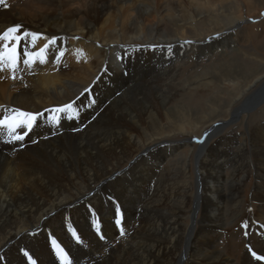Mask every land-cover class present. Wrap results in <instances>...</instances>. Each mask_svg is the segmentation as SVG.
Returning a JSON list of instances; mask_svg holds the SVG:
<instances>
[{
  "label": "bare ground",
  "instance_id": "1",
  "mask_svg": "<svg viewBox=\"0 0 264 264\" xmlns=\"http://www.w3.org/2000/svg\"><path fill=\"white\" fill-rule=\"evenodd\" d=\"M227 1L232 6H226ZM6 3V7L0 5V34L13 26H20L21 31L16 35L22 36L28 32L48 39H37L35 46L31 47V37L21 38L18 46L21 60L27 58L23 55L26 46L33 54L40 53L45 47L47 52L43 57L37 56L30 68L23 63L18 64L16 71L11 70L6 80L0 82V111L7 118L14 115L13 110L37 117L27 142H6L11 139L8 129L0 136V251L13 243L8 248L14 249L21 240L28 242V239L37 238L38 234L27 233L39 228L46 217H51L62 208L66 209L74 202L93 197L95 199L89 203L90 206L86 205L91 209L90 214L75 222L83 229L82 220L92 218L91 211L94 210L108 220L105 221L109 222L106 223V232L112 238L107 244L96 239L95 245L86 255H73V264H85V259H89L91 264L96 261L95 264H236L220 251L219 240L222 237L221 228L241 206L245 180L251 179L249 168H252V161L244 156L248 146H243L241 154L229 156L235 167L232 176H229L224 172L222 162L226 160V150L232 148L231 144L228 147L229 138L224 137V144L219 141L215 149L212 142L240 122L246 125L247 130H251V116L264 107L263 63L250 68L252 65L247 67L244 62L231 59L183 85L177 82L181 75L180 69L168 73L170 75L164 80L149 82L144 87L127 91L94 124L93 130L85 135H59L58 132L64 131V113L53 110L69 104L76 107L77 111L87 110L92 103L89 99L95 94L98 103L107 74L118 76L122 66L129 62L122 57L126 53L124 51H152L130 44L141 40L155 42L152 47L158 48L155 50L160 53H155V58L158 61L165 60L170 66L171 61L177 62L192 51L183 46L188 38L214 42L211 37L226 29V19L230 23L228 26H231L242 19L244 9L252 16L256 15L264 10V0H6ZM210 24L214 29L208 35H192L199 26L210 27ZM237 26L239 24L231 26V29ZM51 39L56 40L55 45L49 43ZM64 41L65 51L62 49ZM253 41L256 42V39ZM3 43L0 41V51L3 50ZM15 43V40L11 41L9 47ZM159 43L165 45L159 46ZM228 46H231V41L226 39L216 44L202 43L198 50L204 49L200 54H205L212 47L220 50ZM101 48L109 50L106 59L101 55ZM56 49L62 51L63 56H59ZM167 51L170 52V58ZM200 54L198 56L203 57ZM150 55L147 54L148 58ZM201 81H208L209 86L216 84L218 88L208 101V106L202 105V102L192 103L191 97L184 94L190 87L198 88ZM229 82H236L232 87L233 92L223 87ZM126 84L123 87L128 86ZM83 90L80 97L76 96ZM247 113L249 116L245 117ZM57 119L58 123L55 122ZM22 121L23 118H19L17 122ZM263 125L264 121L249 135L251 151L259 166L257 178L261 181H264ZM18 128L20 131L17 134L24 135L27 132L25 127ZM193 130L201 134L203 139L194 162L198 169L194 176L195 185L191 182L193 176L190 174L193 164L186 154H179L171 169L163 171L160 170L161 163L166 161V156H172L171 151L161 149L151 154L148 151L155 145L190 142V139L166 141L164 138H176L173 134H188ZM130 161L129 168L121 171L122 166ZM150 166L166 187L162 189L159 186L157 193L151 197L153 200L147 199L142 204L145 205L143 208L142 202L133 207L138 214L147 210L149 219L143 225L136 222L129 224L121 235V228H116L118 233L115 232L109 221V218L114 220L116 217L114 198H102L107 192L102 187L120 185L119 189H115L124 192L126 186L133 189L132 182L137 183L136 179L143 169L150 170ZM149 172L154 174L152 169ZM100 182H103L102 187L96 190L93 186ZM258 188L256 196L261 205L255 218L263 222L264 189L260 185ZM150 190L153 191L154 187L150 186ZM114 201L118 204L121 202ZM249 229V247L241 256L242 264H264V223L255 224ZM83 234L86 240L93 239L88 227L83 229ZM32 244L42 252L43 262L49 258L47 243L39 245L33 241ZM54 261L49 263L53 264Z\"/></svg>",
  "mask_w": 264,
  "mask_h": 264
},
{
  "label": "rangeland",
  "instance_id": "2",
  "mask_svg": "<svg viewBox=\"0 0 264 264\" xmlns=\"http://www.w3.org/2000/svg\"><path fill=\"white\" fill-rule=\"evenodd\" d=\"M225 5L226 6H232V3L227 1V3L225 2ZM242 12H243L242 19L238 23H234V25H231L233 27V26L239 24V26H237V28H235L234 30L231 29L232 27L228 26V24H230L229 20L226 19L227 22H226V20L224 22V23H226L225 24V28L226 29L216 33L215 34L216 36L213 35V37H211V40H213L214 42H209V41L207 42L205 40L201 41L200 38H196V39L195 38L194 39L193 38H188L186 41H184V45L183 46H186L189 51L192 50L191 51L192 53L190 52L188 55L183 56L182 58H179L177 60V62L176 61L175 62L171 61L170 62L171 65L170 66H168L169 63H166L165 60L164 61L163 60L162 61H158L155 58V53L160 54V53H158L155 50V49H158V48L152 47V46H155L154 45L155 42H148V40L147 41H142L141 40V41L134 42V43L130 44L132 46H135V48H137L136 46H138L140 48L141 47H147V48L151 49L152 51L143 52V53H132V52L128 53L127 51H124L126 53H124V55L122 57L125 58V60L127 59V61H129V62L126 65L122 66L123 68L121 69V71L118 74V76L113 75V73H112V76L107 74L109 78L108 77L104 78V84L102 86L101 95H100V98H101L102 101L98 99V103H97V98H96L97 96L95 94L94 97L91 98L92 100L89 99L92 102L89 105L90 107L93 106V108L91 107L92 109L88 106L89 108H87V110L78 109V111H77L76 107H72L70 109L71 111L69 110L67 113H64V117H63L64 122H63V120L61 121V123L62 122H63V124L65 123L64 124V131L58 132V134L59 135H63V134L64 135H70L71 134V136L89 134L88 132H91L93 130L94 124L99 119H101L104 114H106L108 112L107 111L108 108H111L112 105L114 104V102L117 99H120L125 93H127V91L138 89V87L139 88L144 87L149 82L164 80L166 77H168L174 71H177L179 69L181 70V71L179 70L181 75L178 78L177 82H179L180 84L183 85V84H186V83H191L190 81L192 79L199 78L200 76L204 75L207 71H209L211 69H214L215 66H220L221 65L220 63L229 62V61H231V59L235 60V61H239V62L240 61L244 62L245 66H247V67H250L252 65L250 68H254L255 66L256 67L260 66L262 63L264 65V10L260 11L259 13H256V15H253V16L246 9L242 10ZM244 14H245V16H244ZM165 24L169 25V23H167V22ZM209 26L210 27L204 26V25L199 26L198 30H195L192 35L195 36V35H197L199 33H202L203 35H208V32L211 29H214L212 24H210ZM249 26H250V28H249ZM203 28L204 29L206 28V29L203 31ZM252 31H253V33H252ZM236 34H238V35L235 36ZM253 36L256 37V38H254ZM225 38L229 39V41H231V46L230 47L228 46L227 48L220 49V50H214V47H212L209 50L208 53L200 54V52H204V49H202L201 51L198 50L199 47L202 45V43H206V44L214 43V44H216V43H219V42H222V41L226 40ZM255 39H256V42L253 41ZM235 41H236V43H235ZM257 41H259V42L262 41V42L259 43ZM142 42H148V43H142ZM158 45L159 46H163L165 44L161 45L159 43ZM191 45H193V46H191ZM99 46H103V45L99 44ZM181 47H182V45H181ZM191 47H193V48H191ZM242 47L243 48L245 47V48L243 49ZM57 48L60 49V45H58ZM229 48H230V50H229ZM62 49H64V51L66 49L65 41H64V43H62ZM103 49H104V51H103ZM238 49H240V50H238ZM247 49H250V50H247ZM242 50H243V52H242ZM167 52H168V58H170L171 57L170 52L169 51H167ZM178 52H180V51L178 50ZM228 52H231V53L229 54ZM245 52H248V53H245ZM108 53H109L108 49L101 48V55L104 56L105 59L108 57ZM145 53H147L148 55H150V53H151L149 58H148L147 54H145ZM142 54H144V55L142 56ZM195 54H197V55H195ZM198 54L203 55V57H199ZM222 56H224V57H222ZM141 57H143L145 60L143 58H141ZM189 57H192V58H189ZM151 58H152V60H151ZM217 58H219V59H217ZM220 58L222 60H220ZM134 59H135V62H134ZM122 60H121V62H122ZM132 62H134V63H132ZM149 62H151V63H149ZM209 64H210V66H209ZM196 65H197V67H195ZM198 65H200V67ZM184 69H186V70H184ZM112 72H113V70H112ZM168 73H170V74H168ZM193 73L195 74V76H194ZM185 74L188 75V76H186ZM200 74H202V75H200ZM183 77H184V79H183ZM186 77H188V78H186ZM109 79L111 80V82H110ZM204 82L201 81L199 83L200 86H197L199 89L196 88V87L195 88L194 87H190V88H188V91H186L184 94H185V96H187L189 98L191 97L190 101L192 103L199 104V103L202 102V105L208 106L209 105L208 101L211 100L213 95H215L217 93L218 88H217L216 84H214L215 86L211 85L212 86L211 87V86L207 85L208 81L207 82L204 81ZM126 83H128V84H126ZM137 83H139V84H137ZM124 84H126L128 86L123 87ZM234 84L236 85V82L235 83L234 82H229V83H226L225 85H223V87L225 89L230 90V92H233V88L232 87L235 86ZM128 88H130V89H128ZM204 89H206V90H204ZM207 89H209V91H207ZM210 90H211V92H210ZM200 91L201 92L203 91V92L201 93ZM83 92H84V90L81 91L80 95L77 94L76 96L80 97ZM206 92H208V95H207ZM77 93H79V92H77ZM106 93L107 94L109 93L108 96H107ZM190 95H192L193 97L190 96ZM108 97L110 98V100H109ZM192 98H193V100H195V99L196 100L193 101ZM184 99H186V98H184ZM70 100L72 101V99H70ZM122 107H124V104H122ZM91 110H93V111L90 112ZM91 113H92V115H91ZM248 116H249L248 113L245 114V117H248ZM70 118L72 120H70ZM251 119L253 120L251 122V130H247L246 125H244V124L241 125L243 122H240L237 125H233L230 129L225 130V132L221 136H219L218 138H216L214 140V142H212V144L214 145L213 149H215L219 145V144H217V143H219V141H221L224 144V142H223V138L224 137L229 138V141L227 142L229 144L228 147H230V144H231L232 148H228L226 150V152H225L226 153L225 154L226 160H224V159H223L224 161L222 160L223 167H224L223 168L224 172H226V174L229 175V176H232V173L234 171L233 168H235L234 164L232 163L233 160L231 161L229 156H233L234 157L236 153L237 154H241V151H244L243 146H248L246 148L248 150L245 149L246 154L244 156L246 157V159L249 157L248 159L252 161V164L250 163V165H251L250 167H252V168H249V170H251V172H250L251 176L249 178H251V179L245 180V184L243 186V194H242L243 197H242L241 206L239 207V210L236 212V214L233 215V217L229 218V220H228L229 223L227 221V224L223 228H221L222 237L219 240V245H220L219 249H221L220 251L222 253L228 255V257L236 264H242L243 263V259H242L241 256L244 255V252H245L246 248L249 247V238H248V234H249V230H250L249 227L254 226L255 224L264 223V218H263V222L261 221L262 219L258 220L257 218H255L256 211L258 210V208H260L259 205H261V202H259V199L256 196L257 192L259 191L258 185L263 186V189H264V181H261V180H259L257 178V172H258L259 166H258V164L256 162L255 157H254L255 155L251 151L252 150L251 149V140H250V136H249V135H251V133L253 134V129H256L257 126L259 125V123L264 121V107L260 111H258L256 114L252 115ZM90 121H91V123H90ZM234 126H236V127H234ZM73 128H74V130H73ZM235 128H236V130H235ZM238 128H240V130ZM75 130H77V131H75ZM173 135H176V138H164V140L168 141V139H169V141H173V140H177L178 141L179 139H181V140H183V139H188L189 140L190 139L189 140L190 142L184 141V142H179V143H173L174 145L173 144H166V145L163 144L162 146L161 145H155V147L153 146L149 150L148 149L147 150L149 151V154H151L152 152L154 153V151L161 150V149H163L165 152L166 151H171V155L172 156L171 157L170 156H166L165 157L166 161H163L161 163L160 170H163V171H169L171 169V166H172L173 162H175L180 157V155L186 154L188 156V158L191 160L192 164H193L191 166L190 174L193 176L191 182L193 183V185H195L196 184V179H195L194 176H195L196 172L198 171V169L194 165V162H195L196 155L198 153L199 144H201V143L198 142V140L201 137V141H202L203 140L202 136H201V134H199L198 132H196L194 130L190 131L188 134L176 133V134H173ZM240 141H242V142H240ZM176 144H178V145H176ZM167 145H170V146H167ZM172 148H175V149H173V151H172ZM192 149H193V151L189 153V151L192 150ZM194 150H195V152H194ZM247 154H249V155H247ZM134 159H136V158H133L132 160H134ZM131 161L129 163L124 164L125 166L124 165L122 166L123 168L121 169V171H124L125 168H129V166L131 164ZM148 165H151V164L148 162ZM228 165H229V167L227 168ZM151 169L154 172V174L149 172ZM151 169L149 170V168H144L143 172L136 179L137 183L136 182H132L133 189L132 188L130 189V188H128L126 186L125 187L126 192H124L122 189H120V190H116L115 189L116 187L119 189L120 185H113V187L112 186H110V187H108V186L107 187H102V183L103 182L102 183L100 182L97 185L93 186L96 190L99 187L104 188L103 190L106 189V191H107L106 195L104 197H102V198H105V199L108 200L111 197V198H114V200L121 201L119 203V214L117 213V210H116L115 211V214H116L115 219L113 220L112 218H109V221L112 223V226H113L114 230L116 228L120 229V228L123 227V229L126 231L125 227H127L129 224L132 225V223L135 224L134 222H136V224L143 225L144 222L149 219V215L147 213V210L144 209L141 213L139 212V214H138V212H135L133 210L134 209L133 207L134 206L135 207L138 206V204L140 205V203L142 202L141 206L143 208L145 205H142V204L145 203L147 201V199L153 200L152 198L154 196H152V195L157 193V190H159V186L162 189L166 187L165 183L160 180V177L158 175H155V170H153L152 167H151ZM254 172H255V174H254ZM141 183H143V184H141ZM150 186L154 187L153 191L150 190ZM112 188H114V189H112ZM90 195H91V192L88 193V197ZM94 199L95 198H93V197L92 198H88V199H82V200H79L77 202H74V204L66 207V209L62 208L58 212H55L51 217H46L43 220L44 222L42 223V225L39 228H37L36 230H32L29 233H27V234H34V235L38 234V237L34 238L32 240L36 241L39 245L47 243V247H48V249L51 252L49 251V253H50V254L48 253L49 258L46 256L48 259L45 258L44 262H43V258L44 257H43L42 252L40 251V249L38 247H34L33 244H32L33 241L31 239H28L29 240L28 242L27 241H22V240L19 241L16 244V246L14 247V249H12V250H10L9 248L14 243L11 244L10 246L7 245L5 248H2V250L0 251V253H1L0 254V258H2V259H0L1 260L0 264H50L53 259L56 260V261L53 262V264H73V261H74L73 255H77V254H80V253L86 255L87 251L89 249H91L95 245L96 239H98L103 244L109 243L111 241V238H112L111 235L108 232H106V223H109V222H105V221H108V220L106 218L101 217V215H99L96 211L95 212L98 214L99 222H100L99 232L96 230V228L93 225V222H92L93 221V217L89 218V220H87V221L82 220L83 221V229H86L88 227V229H90L92 234H93V239H91L90 241L86 240V238L84 237V234H83V229H81L79 227V225H77V223L75 222L76 219L78 220L79 218L80 219L85 218V217L87 218V215L90 214V210H91L88 207V206H90L89 203L92 200H94ZM86 205H88V206H86ZM255 208H257V209H255ZM91 214H92V211H91ZM118 218L121 219V223H120L119 226L116 224V220ZM69 221H70V223H68ZM137 221H139V223ZM48 222H50V223H48ZM249 222H252V223H249ZM232 223H233V225H232ZM70 224L72 225V228H74L76 230V232L78 233L79 237L82 240V243L81 242H77L73 238V236L71 235V233L69 231ZM245 225H246V227H245ZM115 232L118 233V230H115ZM106 234H108L109 236L106 235ZM101 236L103 237V239H101ZM45 237H46V239H45ZM50 237H51V239H50ZM53 240L56 241V244H58V245L60 244L59 247L63 250L62 253H61V251L59 249L58 250L56 249L57 248L56 245H52L51 242H53ZM69 240H70L71 243L68 242ZM53 247H55V248H53ZM225 247H226V249H225ZM35 250H37V251H35ZM22 253H24V254H22ZM26 254H28V256H26ZM258 255H260V254H258ZM12 256H14V257H12ZM62 256H66L67 260L60 259V258H62ZM238 258H239V260H238ZM83 262L85 264H87V263L91 264L89 259H85ZM95 263H97V261ZM95 263H93V264H95Z\"/></svg>",
  "mask_w": 264,
  "mask_h": 264
},
{
  "label": "snow or ice",
  "instance_id": "3",
  "mask_svg": "<svg viewBox=\"0 0 264 264\" xmlns=\"http://www.w3.org/2000/svg\"><path fill=\"white\" fill-rule=\"evenodd\" d=\"M0 5H4L6 7L7 6L6 0H0ZM20 31H21L20 26H13V27L9 28L7 31H5L4 33L0 34V41L4 42L2 44L3 50L0 51V65H3V67H11L13 72L16 71V68H17L18 64H20V63H23L24 65H26L27 67L30 68L32 66V63L35 62V59L37 56L43 57L44 54L47 52V47H45L44 49H41L40 53L33 54L32 52L27 50V46H26V50L24 51L23 55L27 58L21 60L20 53L18 51V46H19L21 38L31 37V47L35 46V41L37 39H40V38L48 39V38L40 37L38 34L28 33V32H24L22 34V36L16 35L17 33H20ZM77 39H78V37H77ZM13 40H15V42H16L15 45H13L12 47H9V44ZM49 43H51L52 45H55L56 40L51 39L49 41ZM57 51H58L59 56H63L62 51H59V50H57ZM5 61H7V63H5ZM41 62H43V60H41ZM0 70H3V69L0 68ZM14 78L15 77L13 76V79ZM71 108H72V105L69 104L65 108L56 109L53 111H59L62 113H67ZM13 113H14V115L8 117L3 122V124H0V126H7L8 127V136L11 139L6 141V142L23 141L25 138L24 135L17 134L16 129L18 127H25L27 132H31L33 124L37 120V117L35 115L29 114V113L20 112L18 110H13ZM19 118H23V121L17 122V121H19ZM8 121H13L16 123H9ZM55 122L58 123V119ZM199 143H203V141H199ZM109 199H113V198L110 197ZM113 202L115 203L116 208H117V213L119 214V204H118V202H115L114 200H113ZM92 217H93V221H92L93 225L96 228V230L99 232V228H100L99 216L94 210H92ZM120 223H121V219L118 218L116 220V224L119 226ZM245 227H246V225H245ZM69 231H70L71 235L73 236V238L77 242L82 243L81 238L79 237L78 233L76 232V230L74 228H72L70 226ZM120 234L121 235L124 234L123 228L120 229ZM101 239H103L102 236H101ZM53 244L56 245V247L61 251V253L63 252V250L60 249L59 245L56 244V241L53 240ZM62 259L67 260V257L62 256Z\"/></svg>",
  "mask_w": 264,
  "mask_h": 264
}]
</instances>
